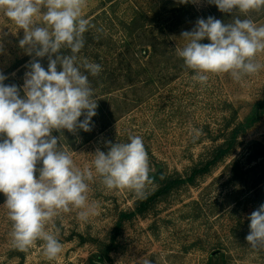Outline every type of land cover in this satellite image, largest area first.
I'll return each instance as SVG.
<instances>
[{
    "label": "rangeland",
    "instance_id": "obj_1",
    "mask_svg": "<svg viewBox=\"0 0 264 264\" xmlns=\"http://www.w3.org/2000/svg\"><path fill=\"white\" fill-rule=\"evenodd\" d=\"M236 15L246 18L221 13L207 0H87L83 16L95 27L85 33L79 56L102 66L89 76L98 104L94 127L53 135H61L63 150L81 169L93 167L97 148L108 151L107 141L140 136L149 176L162 182L152 180L137 197L109 190L95 176L88 199L98 205L96 214L85 222L73 209L54 218L49 228L58 230L63 251L51 261L41 241L27 252L12 248L0 193V264H264V249L246 241L248 217L264 204V69L239 82L227 73L209 74L201 85L175 51L198 18L228 23ZM247 18L264 25V12ZM23 35L0 14V73L5 84L21 89L32 60L19 47ZM258 59L264 63V54ZM40 62L47 70V57ZM193 128L203 134L194 139ZM167 187L169 193L152 198Z\"/></svg>",
    "mask_w": 264,
    "mask_h": 264
},
{
    "label": "clouds",
    "instance_id": "obj_2",
    "mask_svg": "<svg viewBox=\"0 0 264 264\" xmlns=\"http://www.w3.org/2000/svg\"><path fill=\"white\" fill-rule=\"evenodd\" d=\"M207 3L221 13L246 18L236 15L228 23L213 16L198 18L191 31L181 33L186 43L175 51L185 68L195 73L191 79L206 85L209 74L227 73L238 82L258 74L264 69L258 59L264 54V25L247 17L264 12V0ZM86 7L87 0H0V14L23 30L19 47L32 57L22 89L5 84L7 77L0 73V193L6 197L3 206L12 225V248L27 252L41 241L43 255L50 261L63 251L58 230L49 228L54 218L73 209L80 210L78 218L85 222L96 214L98 205L88 199L95 176L107 189L129 190L137 197L144 196L146 185L152 183L149 156L140 136L130 135L128 142L107 141L108 151L97 148L93 167L81 169L63 150L61 135H53L63 130L75 135L94 127L98 104L89 76H98L102 66L79 56L85 33L95 27L83 16ZM205 39L210 42L202 43ZM45 57L47 70L40 62ZM202 134V129H192L194 139ZM248 219L246 241L254 250L264 249V204Z\"/></svg>",
    "mask_w": 264,
    "mask_h": 264
},
{
    "label": "trees",
    "instance_id": "obj_3",
    "mask_svg": "<svg viewBox=\"0 0 264 264\" xmlns=\"http://www.w3.org/2000/svg\"><path fill=\"white\" fill-rule=\"evenodd\" d=\"M223 155V154H222ZM220 157H222V156H220ZM219 159H221V158H216L215 160H213V164L214 163H216L217 161H219ZM234 169H235V173H237L239 176H241L242 175V173H241V170H240V168H239V166L238 165H235L234 166ZM196 172V171H195ZM196 173H198V172H196ZM151 180H153V181H155V182H157V183H161L162 181H160V179L159 178H157V177H153V178H151ZM168 189H169V187H167L165 190H163V191H159V192H156L153 196H152V198H157V197H159V196H161V195H165V194H167V193H169L170 191H168ZM149 199H150V197H149ZM90 264H97V263H95V262H93L92 260L90 261Z\"/></svg>",
    "mask_w": 264,
    "mask_h": 264
}]
</instances>
